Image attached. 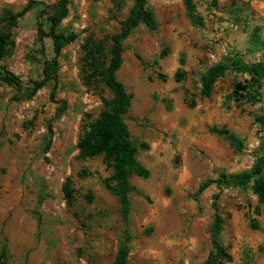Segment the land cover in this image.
Masks as SVG:
<instances>
[{"label": "rangeland", "instance_id": "374dc122", "mask_svg": "<svg viewBox=\"0 0 264 264\" xmlns=\"http://www.w3.org/2000/svg\"><path fill=\"white\" fill-rule=\"evenodd\" d=\"M30 2L32 9L12 29L9 54L0 60L24 82L41 79L54 56L50 39L37 34L40 10L54 0H0V15L20 13ZM193 2L202 26L191 23L182 0H147L157 28L140 24L131 32L116 73L133 95L125 123L138 146L137 159L149 171L146 179L130 178L139 192L130 194V264L202 262L211 250L217 189L208 187L199 204L191 195L200 182L246 170L263 153L264 82L257 93L249 87L235 99V84L248 82L249 75L228 70L205 97L200 77L228 56L264 65V2ZM132 5L133 0H70L55 31L76 39L57 56L56 88L47 84L31 99L17 100V91L0 83V245L6 238L8 264H112L115 259L122 222L115 196L103 186L111 170L100 156L80 160L77 149L87 124L112 95L102 82L87 81L82 46L90 38L106 51ZM179 70L185 74L181 81L175 80ZM61 102L65 111L53 119ZM212 128L235 134L241 151ZM81 169L89 175L78 178ZM67 177L75 190L70 207L62 193ZM218 205L224 219L220 241L232 257L225 264H264V203L248 187L223 189Z\"/></svg>", "mask_w": 264, "mask_h": 264}, {"label": "trees", "instance_id": "16d2710c", "mask_svg": "<svg viewBox=\"0 0 264 264\" xmlns=\"http://www.w3.org/2000/svg\"><path fill=\"white\" fill-rule=\"evenodd\" d=\"M264 2V0H261ZM187 17L195 26H202V17L198 15L193 0H182ZM70 0H54L47 7L40 10L39 21L37 23L38 38H48L51 41L54 56L43 70V76L38 80L22 81L11 71L0 65V83L11 87L17 91V100L31 99L40 89L50 84L52 89L57 86L58 62L57 56L62 48L69 45L76 39L73 33L63 34L55 31L57 25L67 17ZM34 3H28L20 13H12L7 10L0 15V60L6 57L13 46L12 29L17 26V20L25 12L32 9ZM48 25L47 32L43 30V25ZM145 26L149 30L157 28V21L147 8V0H133L128 15L121 22L117 33L109 38L108 49L99 41L87 39L82 46L84 56L83 62L86 66V79L91 82L98 80L110 91L111 98L104 99L102 109L96 119L89 122L79 137L77 142L78 158L80 160L102 157V162L106 168L111 170L108 178L103 180L106 191L115 196L119 205V216L122 222V239L118 245L116 256L112 264L129 263V242L131 239L130 224V194L139 193L130 184V178L137 176L148 178L149 171L137 159L138 146L130 140L129 131L125 123V115L131 107L133 95L128 92L125 86L117 80L116 73L123 62L124 41L131 32L139 25ZM228 70L249 75L246 83H236L231 93L233 98L243 97V93L249 87L255 88V93L261 88L264 82V65L261 63L247 64L237 56H228L223 60L209 67L200 77V94L209 97L214 84L222 78ZM184 73L179 70L175 74V80L181 81ZM163 78V76H161ZM245 94H248L247 92ZM54 93H51L53 96ZM65 111V103L57 109L53 119L58 118ZM45 137L44 149L47 152L51 145V128H48ZM211 132L218 136L225 137L230 144L241 151L242 143L235 134L226 129L212 128ZM147 148L145 144L140 145ZM89 175L86 169L77 172L78 178H85ZM73 180L67 177L62 186V193L68 207L75 202V190ZM214 185L217 192L212 195L211 208L214 211L212 223L210 225L211 250L207 257L198 264H225L232 260L231 255L220 241L224 219L218 212V201L223 189L226 188H250L258 198L259 203H264V147L263 153L254 156V161L250 168L234 173H219L215 178H207L199 183L196 191L191 195L193 201L199 204L200 195L210 186ZM92 201V193L89 191L85 197ZM253 228H257L252 223ZM10 251L8 241L3 238L0 245V264H8Z\"/></svg>", "mask_w": 264, "mask_h": 264}]
</instances>
